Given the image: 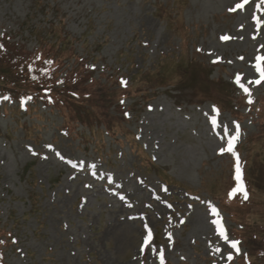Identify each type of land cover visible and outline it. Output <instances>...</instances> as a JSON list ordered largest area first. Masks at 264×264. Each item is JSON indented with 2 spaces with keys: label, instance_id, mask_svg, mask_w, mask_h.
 <instances>
[{
  "label": "rangeland",
  "instance_id": "374dc122",
  "mask_svg": "<svg viewBox=\"0 0 264 264\" xmlns=\"http://www.w3.org/2000/svg\"><path fill=\"white\" fill-rule=\"evenodd\" d=\"M238 3L0 0V41L18 52L36 53L43 43L60 73L84 62L85 75L114 93L148 74L137 84L148 90L144 98L120 101L136 146L103 126L102 138L77 126L80 139L42 102L27 110L0 100L5 264H236L248 251L240 242L238 252L230 247L243 225L233 226L228 212L247 222L256 206L264 224V80L253 67L264 56V4ZM66 39L75 59L58 56ZM237 125L233 150L250 169L251 204L223 212L216 198L231 186L237 159L221 149ZM253 261L261 264L256 254Z\"/></svg>",
  "mask_w": 264,
  "mask_h": 264
},
{
  "label": "trees",
  "instance_id": "16d2710c",
  "mask_svg": "<svg viewBox=\"0 0 264 264\" xmlns=\"http://www.w3.org/2000/svg\"><path fill=\"white\" fill-rule=\"evenodd\" d=\"M62 24L63 22H61ZM70 44L71 41L67 40L66 49L63 50L62 55H58L61 57L60 60H65L70 55L75 59ZM41 47L42 49H39L36 53L18 52L16 47L8 44L6 40L5 43L0 41V97L4 99L7 97L5 100H22L34 106L42 102L47 107H53L63 116L64 128L79 138L82 136L85 139L83 135L77 132V126L82 125L85 127L90 131L92 137H94L95 132L96 134L99 132L101 138L103 133L97 127L103 126L112 137L118 132H123L126 139L130 140L133 146H136L134 135L123 126L126 119L123 117V108L119 103L128 97L141 99L140 97L143 95L142 98H144L148 90L143 92L145 89L142 86L137 87V84H143V80L147 79L148 74L142 77L139 76L140 74L135 76V80L127 89H120L118 93H114L110 91V86L101 85L98 81H94L90 76L85 75L88 67L83 62L80 63L76 71L69 72L64 79L57 82L61 76L59 71L62 69L61 62L52 61L51 58H48L45 52L50 51V47L45 46L43 43ZM159 84L163 85L164 83ZM156 86L159 85L145 88ZM113 95L115 97L119 96V99L115 101ZM111 105L116 106L117 116L111 115ZM246 170H248L246 175L250 183L251 172L248 168ZM250 204L243 208L246 209ZM239 205L240 207L243 206ZM247 211L250 212L247 222L244 219L241 222L242 218L239 217L235 218L233 216L231 218L235 223L244 226V229L240 232L243 235L240 234L239 237L244 240L249 251L252 254L264 256V224L262 219L257 217L260 210L254 206ZM8 237L9 234L4 229H0V242H2L0 243V254L2 247L8 245L6 240ZM256 258L264 259V257Z\"/></svg>",
  "mask_w": 264,
  "mask_h": 264
},
{
  "label": "snow or ice",
  "instance_id": "6c2138e0",
  "mask_svg": "<svg viewBox=\"0 0 264 264\" xmlns=\"http://www.w3.org/2000/svg\"><path fill=\"white\" fill-rule=\"evenodd\" d=\"M246 3H248V0H243V3H238L236 5V8H243L244 4H246ZM261 4H264V0H261ZM257 7L259 8L260 5H257ZM231 10L234 11L235 9H231ZM257 23H259V21H257ZM221 39L222 40H227V39H229V37L224 36ZM262 61H264V56H257L256 57V63H255V65H253V67H255L256 71L259 73L260 79L264 80V67L261 66V62ZM47 63H50V62H47ZM125 83H126L125 81H123V80L121 81V84H125ZM236 83L243 89L245 94L250 96V93H249L248 89L246 87H244V85L240 84V77L239 76L237 77ZM249 83H252V81H249ZM255 83H257V84L260 83V80L255 81ZM5 99H7V97H5ZM248 102L251 103V100L249 99ZM213 123H215V121H213ZM224 136L227 138V144H226V147H223L221 149V152L222 153L228 152V153H231L234 157H236V153L234 152L233 149H234V146H235V142L239 138V125L236 126L235 134L229 136L228 132L225 131L224 132ZM236 159H237L236 176H235L236 188L233 189L232 193H230V197H231V195H234L236 192H240V193L243 194V198L247 199V193L244 191V186H243V183H242V180H241V169H240V165H239V158L236 157ZM211 211L213 213H215V209L214 208L211 209ZM214 223L217 226L218 234L227 241V237L225 236L224 230H223L222 226L220 225V222L219 221H214ZM145 229L147 231V235L143 238V245L146 247L149 244V242L151 241V239H152V232L148 228L147 225H145ZM0 243H2V242H0ZM238 243H239L238 241L230 242V247L232 249H235L237 252L239 251V249L237 248V244ZM143 250H144V248L142 247L141 251H143ZM229 259H231V256H229ZM161 264H163V260L161 261Z\"/></svg>",
  "mask_w": 264,
  "mask_h": 264
}]
</instances>
